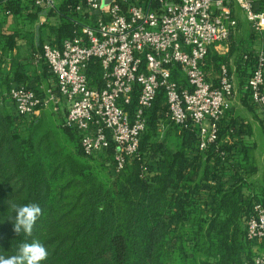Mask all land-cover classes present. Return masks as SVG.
I'll return each mask as SVG.
<instances>
[{"label": "trees", "instance_id": "trees-1", "mask_svg": "<svg viewBox=\"0 0 264 264\" xmlns=\"http://www.w3.org/2000/svg\"><path fill=\"white\" fill-rule=\"evenodd\" d=\"M79 2L60 0V23L50 28L55 44L74 35ZM8 10L16 24L37 20L26 0L10 1ZM254 10H264V0H256ZM8 16L0 15V56L14 52L0 83V254L13 255L19 244L39 239L49 252L44 264L251 262L256 252L246 220L255 202L264 203V167L243 121L229 112L217 142L201 151L198 129L184 128L166 115L161 90L146 112L138 156L117 173L110 162L112 149L86 154L77 130L60 120L52 105L40 106V114L27 122L5 98L11 74L15 84L28 82L40 98L49 87V81L42 82L49 78L47 66L38 74L24 67L35 42L33 31L15 25L5 30ZM22 40L31 47L21 50ZM226 58L210 49L204 69L211 83L218 84ZM99 75V64L92 63L90 78L94 82ZM12 202L40 205L42 215L31 237L13 231Z\"/></svg>", "mask_w": 264, "mask_h": 264}, {"label": "built area", "instance_id": "built-area-1", "mask_svg": "<svg viewBox=\"0 0 264 264\" xmlns=\"http://www.w3.org/2000/svg\"><path fill=\"white\" fill-rule=\"evenodd\" d=\"M10 1L0 0V15L12 18ZM26 1L43 33L29 62L47 66L49 87L40 98L28 82L13 84L10 100L27 122L40 114V106L52 105L56 112L63 106L65 124L77 130L86 154L99 156L112 149L117 173L138 156L146 112L161 90L166 115L184 128L198 129L199 150L217 142L223 118L235 113L237 90L226 62L217 85L208 80L204 66L210 49L220 55L229 50L222 45L238 32L236 5L261 42L249 52L254 67L245 91L264 119V10H254L256 0H79L74 35L60 44L50 36V28L60 23V0ZM92 63L100 66L94 82ZM246 224L256 254L244 264H264V203H254Z\"/></svg>", "mask_w": 264, "mask_h": 264}, {"label": "rangeland", "instance_id": "rangeland-1", "mask_svg": "<svg viewBox=\"0 0 264 264\" xmlns=\"http://www.w3.org/2000/svg\"><path fill=\"white\" fill-rule=\"evenodd\" d=\"M104 4H106V1L105 0H104ZM55 20H56L55 18H51L49 21L50 22H54ZM37 22L30 23V24H22V23H17L16 24V22L14 21V19L11 18V19H7V23L4 25V28H5V30H7L8 28H10V26L15 25V29L22 30V31H24L26 33L28 31L29 32L30 31H33V33H34V39H35V41L37 43L39 41L38 34L40 33V31H39V26L40 25L35 24ZM243 23L241 24V26L243 27V29L250 27L249 24H248V21L243 22ZM10 30H14V29H11L10 28ZM38 31H39V33H38ZM8 32H10V31H8ZM245 36L246 35H241V36L234 35L229 40L228 44H223L222 45V49H225L226 47H229V50L224 54V56L227 57L226 58V62L228 64L229 68H232L231 63H235V60H237V58L242 55V48L244 47V44L245 43H246V45L252 44L251 46H253V44H255V46L257 45V47L260 46V44H261L260 40H257L258 41L257 43H253L252 42V39L247 40V38H245ZM19 43L22 46V48H23L24 44H26V43L28 44V42L26 40H22ZM232 48H233V50H232ZM22 50H25V49H22ZM231 50H232V52H231ZM1 54H2V56H0L1 57L0 58V77L3 78L2 77V74H3L4 70H7L8 69V66H9L8 65L9 63L7 62L9 60L8 58L13 57L14 56V52H7V51L4 52L3 51ZM24 54L25 53L22 52V55H24ZM32 68H35V66L33 65V66H30L29 67V69H32ZM218 76H219V72H218ZM1 78H0V83H1ZM48 79L49 78L44 77V78H42V82L47 83ZM7 95L5 96V98H7ZM65 110L66 109L63 108V106H62V108H60L59 112H57V114L59 115V119L60 120L62 118L65 119V114H66V111ZM234 110H235L234 111L235 114H237L236 115L237 117H240L243 120H245V119L248 120V123H246V124L249 126V130H250V132L252 133V136H253L251 140H253L255 138V140L258 142L259 149L257 150V154H258L259 158L262 157V152L264 151V149H263L264 148V127H260L261 125H259L258 122H256V121L249 120V118H251L252 116L257 117L255 115V113H256L257 110L254 111L255 113L253 112V110L252 111L249 110V112L246 113L245 112V110H246L245 108L239 109V107L238 108L237 107H234ZM48 113H50V112H48ZM257 119H258V117H257ZM259 127H260V129H259ZM174 139H175V137H172V138L170 137V141H173ZM111 161H112V158H111ZM261 161H262V159H261ZM254 248L256 249L255 246H254Z\"/></svg>", "mask_w": 264, "mask_h": 264}, {"label": "crops", "instance_id": "crops-1", "mask_svg": "<svg viewBox=\"0 0 264 264\" xmlns=\"http://www.w3.org/2000/svg\"><path fill=\"white\" fill-rule=\"evenodd\" d=\"M235 14H236L237 19L239 20V29H238V32L236 35H239V36L246 35L245 38H247V40L252 39L253 43H257L258 42L257 40H259V39L253 34L251 28L248 27V28L243 29V27L241 26V24L243 22H246L247 20L245 18L243 11L237 5L235 6ZM251 45L252 44H250V45L249 44L246 45V43L244 44V47L242 48V55L240 57H238L237 60H235V63H231L232 68H230L231 72L234 75V82H235V86H236V90H237V94H236L235 99H234L235 107H237V108L239 107V109L245 108L246 113L249 112V110H251V111L253 110V112L256 111L255 106H253L249 102L248 94L245 92L246 78L250 73L249 72L250 66L252 64V58L249 55V52L254 51V49L257 48V45L256 46H255V44H253V46H251ZM29 46H30V44L26 43V44H24L23 48L21 47V50L27 49ZM7 62L9 63L8 64L9 65L8 69H9L11 62L9 60ZM30 66H33V65L28 61V63L25 64L24 67L29 68ZM8 69L5 70V72H8ZM40 69H41V67H35V68H32L31 70L35 74L36 73L38 74V73H40ZM10 76H11L10 79L12 80V85L15 83H18L15 81L14 78H12V76H13L12 74ZM7 98L10 99L9 94L7 95ZM255 115L258 117V119H257V117L252 116L253 118L251 117V118H249V120L256 121V122H258L259 125H261L260 127H264V119L262 118V115L259 114L258 110L256 111ZM238 118H240V117H238ZM240 119L243 121L244 125L249 129V126L246 124V123H248V120L247 119L243 120L242 118H240ZM260 127H259V129H260ZM253 140L256 141L255 138ZM257 144H258V142H257ZM257 146H258L257 148L259 149V144ZM257 157H258L260 166H262V168H263L264 167V151L262 152V157L259 158L258 154H257ZM261 159H262V161H261ZM247 172L244 174L245 178L249 177V175H250V173H247Z\"/></svg>", "mask_w": 264, "mask_h": 264}, {"label": "clouds", "instance_id": "clouds-1", "mask_svg": "<svg viewBox=\"0 0 264 264\" xmlns=\"http://www.w3.org/2000/svg\"><path fill=\"white\" fill-rule=\"evenodd\" d=\"M11 209L15 216L13 231L26 237H31L34 226L42 215V209L37 203L17 204L12 202ZM49 252L39 239L23 242L18 245L17 252L10 256L0 254V264H44L48 260Z\"/></svg>", "mask_w": 264, "mask_h": 264}, {"label": "water", "instance_id": "water-1", "mask_svg": "<svg viewBox=\"0 0 264 264\" xmlns=\"http://www.w3.org/2000/svg\"><path fill=\"white\" fill-rule=\"evenodd\" d=\"M106 1V3L109 1V0H105Z\"/></svg>", "mask_w": 264, "mask_h": 264}]
</instances>
